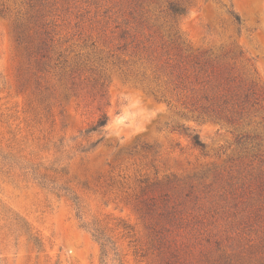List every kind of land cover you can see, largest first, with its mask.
Segmentation results:
<instances>
[{"label":"rangeland","instance_id":"obj_1","mask_svg":"<svg viewBox=\"0 0 264 264\" xmlns=\"http://www.w3.org/2000/svg\"><path fill=\"white\" fill-rule=\"evenodd\" d=\"M92 225L264 264V0H0V264H100Z\"/></svg>","mask_w":264,"mask_h":264},{"label":"trees","instance_id":"obj_2","mask_svg":"<svg viewBox=\"0 0 264 264\" xmlns=\"http://www.w3.org/2000/svg\"><path fill=\"white\" fill-rule=\"evenodd\" d=\"M172 13L173 14H182L184 12V9L173 5L172 6ZM234 22L239 26L241 24V19L237 14H233ZM107 123V116L102 115L98 118V120L87 129V132H99ZM192 143L199 147L203 148L202 142L199 140V137L197 134L190 135ZM77 205V204H76ZM78 217H80L77 214ZM82 226L88 228L87 225L83 224ZM89 229V228H88ZM90 231L92 233V236L94 239L98 242L100 246V264H108V255L111 252V250H115L114 242L110 239L107 234H105L101 229L97 228L96 226L92 225L90 227ZM114 255L116 256L117 253L114 252Z\"/></svg>","mask_w":264,"mask_h":264}]
</instances>
